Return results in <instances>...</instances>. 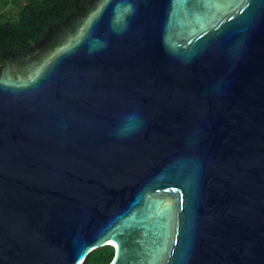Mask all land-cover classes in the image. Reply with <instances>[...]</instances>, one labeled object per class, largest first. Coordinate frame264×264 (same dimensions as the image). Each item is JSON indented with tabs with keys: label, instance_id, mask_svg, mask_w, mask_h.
<instances>
[{
	"label": "water",
	"instance_id": "95a60500",
	"mask_svg": "<svg viewBox=\"0 0 264 264\" xmlns=\"http://www.w3.org/2000/svg\"><path fill=\"white\" fill-rule=\"evenodd\" d=\"M31 50L0 63V264H264V0H92Z\"/></svg>",
	"mask_w": 264,
	"mask_h": 264
},
{
	"label": "trees",
	"instance_id": "16d2710c",
	"mask_svg": "<svg viewBox=\"0 0 264 264\" xmlns=\"http://www.w3.org/2000/svg\"><path fill=\"white\" fill-rule=\"evenodd\" d=\"M92 0H0V63L2 55L20 54L38 41L49 25L63 21L76 7ZM113 247L93 251L83 264H109Z\"/></svg>",
	"mask_w": 264,
	"mask_h": 264
},
{
	"label": "clouds",
	"instance_id": "9594fccd",
	"mask_svg": "<svg viewBox=\"0 0 264 264\" xmlns=\"http://www.w3.org/2000/svg\"><path fill=\"white\" fill-rule=\"evenodd\" d=\"M135 114L130 113L124 118V123L121 125L119 129H117V134L124 136L131 134L135 129L132 121L135 120Z\"/></svg>",
	"mask_w": 264,
	"mask_h": 264
},
{
	"label": "flooded vegetation",
	"instance_id": "af4514ba",
	"mask_svg": "<svg viewBox=\"0 0 264 264\" xmlns=\"http://www.w3.org/2000/svg\"><path fill=\"white\" fill-rule=\"evenodd\" d=\"M36 42H37V41H36ZM32 45H33V44H32ZM32 45L29 47V49H28L27 52L20 53V54H16V55H17V56H22V55L30 54V53L32 52V50H31ZM9 53H11V52H9ZM13 54H15V53H13ZM3 56H4V54L2 55V60H3ZM1 62H2V61H1Z\"/></svg>",
	"mask_w": 264,
	"mask_h": 264
}]
</instances>
